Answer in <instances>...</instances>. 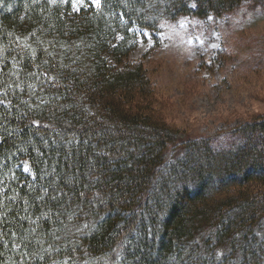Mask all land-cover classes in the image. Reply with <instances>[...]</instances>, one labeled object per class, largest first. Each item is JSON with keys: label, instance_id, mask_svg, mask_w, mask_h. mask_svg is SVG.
Segmentation results:
<instances>
[{"label": "trees", "instance_id": "obj_1", "mask_svg": "<svg viewBox=\"0 0 264 264\" xmlns=\"http://www.w3.org/2000/svg\"><path fill=\"white\" fill-rule=\"evenodd\" d=\"M242 6L0 0V264H264V114L190 134L130 59Z\"/></svg>", "mask_w": 264, "mask_h": 264}, {"label": "rangeland", "instance_id": "obj_2", "mask_svg": "<svg viewBox=\"0 0 264 264\" xmlns=\"http://www.w3.org/2000/svg\"><path fill=\"white\" fill-rule=\"evenodd\" d=\"M161 28V44L150 48L148 36L130 59H144L172 122L190 134L220 131L227 143L231 127L264 114V16L242 6L207 20L165 18Z\"/></svg>", "mask_w": 264, "mask_h": 264}, {"label": "snow or ice", "instance_id": "obj_3", "mask_svg": "<svg viewBox=\"0 0 264 264\" xmlns=\"http://www.w3.org/2000/svg\"><path fill=\"white\" fill-rule=\"evenodd\" d=\"M96 2H98V0H96Z\"/></svg>", "mask_w": 264, "mask_h": 264}]
</instances>
